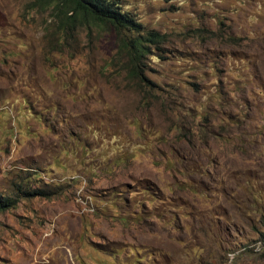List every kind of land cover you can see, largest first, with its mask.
<instances>
[{
  "label": "rangeland",
  "instance_id": "374dc122",
  "mask_svg": "<svg viewBox=\"0 0 264 264\" xmlns=\"http://www.w3.org/2000/svg\"><path fill=\"white\" fill-rule=\"evenodd\" d=\"M119 6L164 40L142 87L112 31L0 0V264H264V0Z\"/></svg>",
  "mask_w": 264,
  "mask_h": 264
},
{
  "label": "trees",
  "instance_id": "16d2710c",
  "mask_svg": "<svg viewBox=\"0 0 264 264\" xmlns=\"http://www.w3.org/2000/svg\"><path fill=\"white\" fill-rule=\"evenodd\" d=\"M39 5H51L57 14L64 17L73 12L72 21L78 25H101L113 32L118 50L125 57L127 78L132 79L136 87L144 84L142 58L148 54L150 46L163 43L162 35L156 31L139 30V24L132 15L119 6V0H36ZM146 80V79H145ZM17 189H20L17 186ZM35 194L34 191H22V196ZM16 199L0 195V211L13 206Z\"/></svg>",
  "mask_w": 264,
  "mask_h": 264
}]
</instances>
